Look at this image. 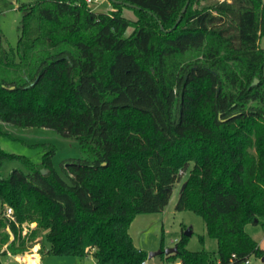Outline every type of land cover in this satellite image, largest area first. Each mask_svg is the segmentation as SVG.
Wrapping results in <instances>:
<instances>
[{"label":"trees","instance_id":"16d2710c","mask_svg":"<svg viewBox=\"0 0 264 264\" xmlns=\"http://www.w3.org/2000/svg\"><path fill=\"white\" fill-rule=\"evenodd\" d=\"M110 2L17 0L9 49L0 18V122L80 148L56 165L53 143L39 163L0 147V201L13 209L0 212V264L5 241L42 236V252L142 264L130 225L162 212L185 174L176 208L202 217L218 249L188 250L185 234L182 264L262 258L245 228L264 225V0H189L174 29L187 0Z\"/></svg>","mask_w":264,"mask_h":264},{"label":"rangeland","instance_id":"374dc122","mask_svg":"<svg viewBox=\"0 0 264 264\" xmlns=\"http://www.w3.org/2000/svg\"><path fill=\"white\" fill-rule=\"evenodd\" d=\"M91 6L96 12H107L112 8L110 0H94ZM0 18L3 30V44L5 48L16 47L19 39V25L22 18V12L18 9L17 0H0ZM260 47L264 50V34L259 41ZM0 130L10 133L19 140L7 137L0 138V147L8 152L20 153L29 156L34 162L39 163L44 153L42 143H53L57 146V155L55 157L56 165L60 160L80 155V148L76 141L64 138L55 132L44 128H17L12 125L1 123ZM183 179L175 185L169 204L162 212L137 215L130 225V234L136 246L147 254L157 250H164L176 246L186 232H191L188 236L186 249L191 251H216L218 244L212 239L206 231V224L202 217L190 210H179L176 204L180 195L181 186L186 179ZM9 207L5 206L2 210L0 201V212H7ZM34 224L31 225V228ZM246 231L252 235L264 249V225L248 224ZM9 228H0L1 238L5 236ZM203 236V240L201 239ZM39 242L24 249L13 250L10 241H5L2 250L6 248L7 254L2 257V264H96L93 256L84 259L69 255H56L42 252V244L45 248L49 247L47 239L42 236ZM40 252V263L31 262L27 252ZM17 251V254H16ZM23 256L24 258H19ZM19 258V259H18ZM146 264H182L180 258L175 255H158L145 259ZM249 264H264L261 257L252 255Z\"/></svg>","mask_w":264,"mask_h":264},{"label":"water","instance_id":"95a60500","mask_svg":"<svg viewBox=\"0 0 264 264\" xmlns=\"http://www.w3.org/2000/svg\"><path fill=\"white\" fill-rule=\"evenodd\" d=\"M111 1H115V0H111ZM188 4H189V0H187V2H186V4H185L184 8L182 9L181 14L179 15V17H178V19H177V21H176V24L173 26L172 29H174V28L178 25V23L181 21L182 16H183V14L185 13ZM130 6H134V5H130ZM172 29H170L169 31H171ZM257 82H258V80L255 79L254 83H257ZM46 171H47V170H43V172H46ZM184 187H185V184H183V188H184ZM190 234H191V232H186V235H187V236H189ZM178 251H179L178 246H173V247L166 248V249H164V250L160 249V250H157V251L150 252V253L148 254V257H149V258H152V257L158 256V255H162V254L171 255V254H175V253H177ZM262 261L264 262V256L262 257Z\"/></svg>","mask_w":264,"mask_h":264},{"label":"built area","instance_id":"2783aa9c","mask_svg":"<svg viewBox=\"0 0 264 264\" xmlns=\"http://www.w3.org/2000/svg\"><path fill=\"white\" fill-rule=\"evenodd\" d=\"M87 1V3L89 4V5H92L93 3H95L94 2V0H86ZM7 215H10V214H12L13 213V209L11 208V207H9L8 209H7ZM10 232V231H9ZM13 238V235H11V239ZM6 249V248H5ZM27 255H29L30 257H31V259L32 260H36V261H39V259H40V252L37 250H35V251H32L31 253L30 252H27ZM19 258H24L23 256H19ZM18 258V259H19ZM250 263V259L249 260H247L246 262H244L243 264H249ZM142 264H146V261L144 260L143 261V263Z\"/></svg>","mask_w":264,"mask_h":264},{"label":"bare ground","instance_id":"6f19581e","mask_svg":"<svg viewBox=\"0 0 264 264\" xmlns=\"http://www.w3.org/2000/svg\"><path fill=\"white\" fill-rule=\"evenodd\" d=\"M28 258L30 259L31 262H37L36 260H32L29 255H28Z\"/></svg>","mask_w":264,"mask_h":264},{"label":"crops","instance_id":"0c3cea01","mask_svg":"<svg viewBox=\"0 0 264 264\" xmlns=\"http://www.w3.org/2000/svg\"><path fill=\"white\" fill-rule=\"evenodd\" d=\"M261 247V246H260ZM89 256H92V255H89ZM41 257V256H40ZM88 257V256H87ZM86 258V257H85ZM84 259V258H83ZM82 260V259H81ZM39 263H40V259H39V261H38ZM19 264V263H18ZM25 264V263H24Z\"/></svg>","mask_w":264,"mask_h":264}]
</instances>
